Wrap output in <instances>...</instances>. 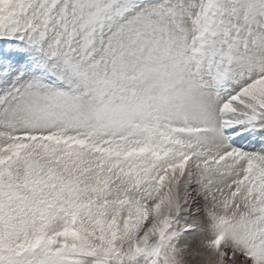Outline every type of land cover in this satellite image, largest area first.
<instances>
[{"label":"snow or ice","instance_id":"6c2138e0","mask_svg":"<svg viewBox=\"0 0 264 264\" xmlns=\"http://www.w3.org/2000/svg\"><path fill=\"white\" fill-rule=\"evenodd\" d=\"M0 264H264V0H0Z\"/></svg>","mask_w":264,"mask_h":264}]
</instances>
